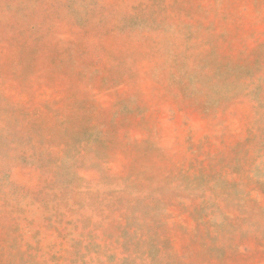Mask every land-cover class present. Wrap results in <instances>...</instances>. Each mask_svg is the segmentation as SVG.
<instances>
[{
	"label": "rangeland",
	"instance_id": "rangeland-1",
	"mask_svg": "<svg viewBox=\"0 0 264 264\" xmlns=\"http://www.w3.org/2000/svg\"><path fill=\"white\" fill-rule=\"evenodd\" d=\"M0 264H264V0H0Z\"/></svg>",
	"mask_w": 264,
	"mask_h": 264
}]
</instances>
